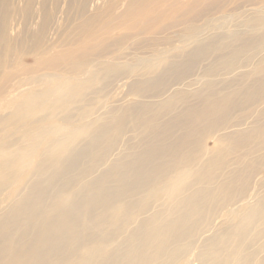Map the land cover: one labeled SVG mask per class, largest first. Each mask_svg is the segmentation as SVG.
<instances>
[{"label":"bare ground","instance_id":"1","mask_svg":"<svg viewBox=\"0 0 264 264\" xmlns=\"http://www.w3.org/2000/svg\"><path fill=\"white\" fill-rule=\"evenodd\" d=\"M32 1L0 0V76L33 57L1 104L0 264H264V2L134 0L58 48Z\"/></svg>","mask_w":264,"mask_h":264},{"label":"rangeland","instance_id":"2","mask_svg":"<svg viewBox=\"0 0 264 264\" xmlns=\"http://www.w3.org/2000/svg\"><path fill=\"white\" fill-rule=\"evenodd\" d=\"M54 0H48L47 1V7L49 8V7H51V10H50V12H51V15H53L54 17L57 15V17H55V19H53L54 17L52 16V20H51V23H50V30H49V32L45 35V44H47L48 42H49V45L50 44H52V43H50V39H51V42L53 41V39H54V41H53V45L55 46V47H58V48H62L63 47V45H64V41H65V39L69 36V33L71 32V30H73L72 28H75L76 26H78L82 21L84 22L85 20H87L88 19V17L90 16V19H94V18H97V15H98V22H96L97 24H95L94 26H93V28L94 29H96V30H94L96 33H97V35L98 34H101L99 31H101L102 32V30H100L101 29V26L102 25H105L107 22H111V18H118V17H120V16H122V15H124L125 13H128L127 11H128V9H129V6H130V4L134 1V0H66V3H65V0H57V2H56V0H55V3L53 2ZM58 1L60 2V3H58ZM76 1V2H75ZM214 1H216V3H215V5L214 6H211V7H209V8H205L204 10H202V11H200L199 13H201V12H203V13H206V14H208V16H213L215 13H217V12H220V11H222V12H229L231 9H234V8H236L237 6H238V4H241V3H243V2H246V4H249V2L251 3V4H254V3H256V2H259L258 4L259 5H262L263 4V2H264V0L262 1V0H214ZM25 2H27V0H12V4H13V6H12V10H14V8L15 9H22L23 7H24V5L26 4ZM35 3V5H33L34 3ZM42 2V0H36V1H32V5L34 6H32L31 5V12L32 13H30V14H34L35 12H36V10L38 9V8H36V7H38L39 6V4ZM69 2V3H68ZM72 2H74V5H73V3ZM210 2H213V0L212 1H210ZM252 2H254V3H252ZM63 3V4H62ZM65 3V4H64ZM49 4V5H48ZM57 4V5H56ZM71 5V7L69 8V6ZM140 4L141 3H137L136 4V7H139L140 6ZM257 4V3H256ZM257 4V5H258ZM19 5V6H18ZM37 5V6H36ZM51 5V6H50ZM56 5V6H55ZM59 5V6H58ZM63 5V6H62ZM69 5V6H68ZM15 6V7H14ZM36 6V7H35ZM55 6V7H54ZM62 6V7H61ZM17 7V8H16ZM64 7V8H63ZM55 8V9H54ZM57 8H58V10H57ZM61 11H60V10ZM67 9V10H66ZM199 9V8H198ZM132 10H133V8H132ZM197 10V9H196ZM48 11H49V9H48ZM55 11V12H54ZM57 11V12H56ZM65 11V12H64ZM49 12V13H50ZM60 12H64V13H62V14H58V13H60ZM197 12V11H196ZM57 13V14H56ZM78 13H81V14H83L84 15V17L82 18V21H73V20H71V19H74L75 18V16L78 14ZM198 13V14H199ZM14 14V12L11 14V17H10V21H9V24L8 25H11V24H13V26H8V33L10 32V35H9V37L11 38V39H13V38H15L17 35H19V33H21V31H22V29H21V27L20 28H18L17 30H19L17 33H15V36H14V31L12 32V30H11V28H13L14 27V24H16L15 23V19L14 18H16V16L17 15H13ZM68 14V15H67ZM193 13H191V15H192ZM196 14V13H195ZM195 14H193L192 16H194ZM94 15V16H93ZM190 15V16H191ZM14 18H13V17ZM186 12H177V13H174V12H171V9L169 8V7H162L161 9H160V11H159V15L152 21V25L153 26H158V27H162V28H167V27H170V26H175V25H179V24H181V23H184V22H186V21H188L189 19H191V18H193V17H191V18H189L190 17ZM13 19V20H12ZM58 19V20H57ZM66 19H67V21H66ZM84 19V20H83ZM90 19H88V20H90ZM54 20V21H53ZM58 21V22H56V21ZM70 20V21H69ZM230 20H232L231 18H227V19H225L224 20V22L223 21H221V22H223L224 23V27H225V29L227 30V29H230L231 28V23H230ZM198 22H196V24L195 25H201V22L199 21V20H197ZM10 22H11V24H10ZM13 22V23H12ZM17 22V21H16ZM37 22V21H36ZM52 22H53V24H52ZM57 23V25H56V23ZM66 22V23H65ZM71 22V23H70ZM72 22H74V23H72ZM106 22V23H105ZM58 24H59V26H58ZM71 24V25H70ZM70 26V27H69ZM73 26H75V27H73ZM63 27V28H62ZM53 29V31H52V29ZM60 28V29H59ZM55 29V30H54ZM16 30V31H17ZM57 30H59V32L57 31ZM12 32V33H11ZM55 34H54V33ZM57 33V34H56ZM11 35H13V36H11ZM57 35H59V36H57ZM18 38V37H17ZM17 38H15V39H17ZM53 38V39H52ZM49 39V40H48ZM46 40H48V42H46ZM176 42V43H175ZM55 43V44H54ZM174 43L176 44V46L175 47H180L179 45H183L182 43H180V42H177V40H173V42H172V44L173 45H170L171 47H173L174 46ZM48 45V44H47ZM178 45V46H177ZM44 46V45H43ZM127 48H129L130 47V50H132L133 48H134V46H133V44H131L130 42H127L126 43V45H125ZM170 46H166L167 48H170ZM161 47H163L162 49L164 50V49H166V47H164V46H160V47H158L159 49L161 48ZM147 49V50H146ZM129 49H128V51H130ZM161 50V49H160ZM18 51V52H17ZM19 51L20 50H18V49H16V51L14 52L15 54H19ZM134 51V50H133ZM143 51H147V52H149V53H146V54H144V55H146V56H150L152 53V50H149L148 49V47L147 48H145V50L143 49ZM151 51V52H150ZM144 52V53H145ZM138 53V52H137ZM29 55V56H27V55ZM24 53V54H20L21 56H19L20 57V60H19V58H18V60L17 59H15L16 60V66H18V70H19V68H22L21 67V65L22 64H24V67H25V65H27V66H30L31 64H33V57H31L32 55L31 54H29V53ZM49 54V53H48ZM26 55V56H25ZM49 56H52V54L50 53V55ZM16 58V57H15ZM24 58V59H23ZM29 58V59H28ZM23 59V60H22ZM32 60V61H31ZM20 61V62H19ZM14 62L12 63V73L10 74V76L8 75L7 77H3L2 75L0 76V77H2V78H0L1 80H0V95L2 96L4 93V95L6 96H2L4 99L1 101L0 100V116H3V115H5V114H7L8 113V111H9V109L8 108H4V107H2L1 106V104L3 105L4 103H5V101H9V99H11L10 97L12 96V95H14L15 94V92L13 91L15 88H16V86H15V83H16V81H17V78L20 76L19 75V71L17 72V67L16 66H14L13 64H14ZM19 63V64H18ZM29 63V64H28ZM21 64V65H20ZM20 66V67H19ZM18 73V74H17ZM14 75V76H13ZM11 77V78H10ZM6 78H9V79H7V81H6ZM5 79V80H4ZM128 79H124V80H122V81H120V82H117L116 84H118L117 86L114 84V86H113V88H114V90L111 88L110 89V93L111 94H113L112 92L114 91H117L118 89V91L117 92H115L114 93V95H110V93H109V95H108V99H107V101H108V103H109V101H110V104L112 103V104H122V103H125L127 100H129L130 99V97L127 95V86L126 85H124V82H126ZM2 81H6V82H2ZM11 81V82H10ZM10 82V83H9ZM6 83V84H5ZM12 84V85H11ZM15 86V87H14ZM117 87H118V89H117ZM120 87H123V88H121L120 89ZM125 88V89H124ZM3 89V90H2ZM117 89V90H116ZM13 91V92H12ZM118 95V96H117ZM124 95V96H123ZM0 96V97H1ZM123 97H124V99H123ZM113 100H115V101H113ZM119 100V101H118ZM112 101V102H111ZM2 109V110H1ZM5 110V111H4ZM7 110V111H6ZM3 112V113H2ZM2 113V114H1Z\"/></svg>","mask_w":264,"mask_h":264}]
</instances>
